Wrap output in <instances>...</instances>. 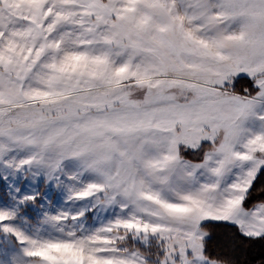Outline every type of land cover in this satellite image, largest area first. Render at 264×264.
<instances>
[{
    "label": "snow or ice",
    "instance_id": "6c2138e0",
    "mask_svg": "<svg viewBox=\"0 0 264 264\" xmlns=\"http://www.w3.org/2000/svg\"><path fill=\"white\" fill-rule=\"evenodd\" d=\"M257 246L264 0H0V264Z\"/></svg>",
    "mask_w": 264,
    "mask_h": 264
},
{
    "label": "trees",
    "instance_id": "16d2710c",
    "mask_svg": "<svg viewBox=\"0 0 264 264\" xmlns=\"http://www.w3.org/2000/svg\"><path fill=\"white\" fill-rule=\"evenodd\" d=\"M213 233L214 240L213 244L217 242L223 236V229H210ZM261 249L257 246L251 249L250 252H246L241 256V261H246L247 264H258V258L260 255Z\"/></svg>",
    "mask_w": 264,
    "mask_h": 264
}]
</instances>
